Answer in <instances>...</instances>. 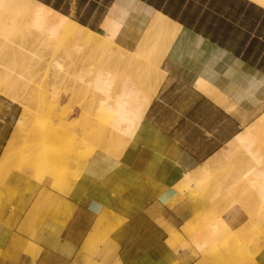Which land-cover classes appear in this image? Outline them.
Segmentation results:
<instances>
[{
  "label": "crops",
  "instance_id": "0c3cea01",
  "mask_svg": "<svg viewBox=\"0 0 264 264\" xmlns=\"http://www.w3.org/2000/svg\"><path fill=\"white\" fill-rule=\"evenodd\" d=\"M40 1L100 32L115 18L116 0ZM132 5L162 11L180 24L161 62L163 79L123 152L114 157L95 150L67 192L16 170L7 173L0 184V264H83L80 247L100 208L118 221L108 239L116 253L110 257L119 264L200 262L192 235L203 224L196 216L214 213L216 201L206 194L223 191L237 174L238 163L223 150L264 110V6L249 0ZM127 16L118 20L116 32L134 42L139 31ZM18 109L0 95V153ZM237 197L249 200L250 193L231 199ZM237 204L222 213L231 230L247 226ZM166 226L177 230L183 244L178 237L169 243ZM261 238L256 264H264V230ZM88 254L94 257L92 248Z\"/></svg>",
  "mask_w": 264,
  "mask_h": 264
},
{
  "label": "bare ground",
  "instance_id": "6f19581e",
  "mask_svg": "<svg viewBox=\"0 0 264 264\" xmlns=\"http://www.w3.org/2000/svg\"><path fill=\"white\" fill-rule=\"evenodd\" d=\"M249 1L264 6V0ZM132 3L133 0H116L111 10L115 20L108 19L104 31L100 32L40 0H0V92L21 105L0 153V183L9 171L16 170L37 182L48 181L49 186L64 193L96 149L114 157L123 152L163 79L161 62L180 30V24L162 11L133 6ZM126 16L139 31L134 42L123 41L116 32L118 20ZM19 26L17 33L15 29ZM61 39L69 42L73 49L72 55L58 57L55 66L47 72L46 65L53 60ZM95 50L99 55L94 56ZM107 58L115 63V74L122 82L118 93L103 90L114 79L113 75L107 77L103 69V61ZM89 79L101 81L99 94L95 96V119L112 121L111 135L103 145L92 138L90 97L87 94L81 99ZM40 80L47 86L45 89H37L36 81ZM56 83L71 87L68 91L55 90ZM205 92L209 91L205 89ZM66 93L75 100L72 104L62 106L61 100ZM208 94L218 103L225 102V96L216 91ZM34 97L38 101L49 100L53 105L50 113H44V109H33L31 99ZM109 97L108 109L104 106ZM75 109L78 112L72 116ZM46 134L51 135V139L42 140V135ZM72 148L80 150L68 153L65 157L64 151L69 152ZM222 154L231 163L234 160L238 163L236 178L223 191L212 188L210 194L228 192L234 185L241 183L240 191L250 193V198L242 199L245 203L238 197L233 198L229 208L235 203H247L248 208L244 207L253 209L250 212L253 219L264 223V110L227 144ZM60 169L71 182L64 188L57 182ZM172 189L181 191V188ZM211 195L207 197L209 201H212ZM107 219V213L100 208L97 221L78 252L83 264H95L87 255L90 248L94 253L112 248L108 235L118 221ZM196 220H201L203 230L192 235L194 251L208 258L213 257L212 248L218 242L238 235L241 228L229 229L225 218L217 210L208 215L199 214ZM165 228L170 243L172 237H178V233L170 226ZM260 247L258 243L247 246V253L253 260L246 264H256L254 256ZM233 254V249L226 248L217 256L221 260H228ZM111 258V264H119L118 260Z\"/></svg>",
  "mask_w": 264,
  "mask_h": 264
},
{
  "label": "rangeland",
  "instance_id": "374dc122",
  "mask_svg": "<svg viewBox=\"0 0 264 264\" xmlns=\"http://www.w3.org/2000/svg\"><path fill=\"white\" fill-rule=\"evenodd\" d=\"M19 26L18 28L15 29V31H17V33H19L20 30ZM73 49L72 47L69 45V42L66 39H61L59 40V43L57 44V51L56 54L52 57V61H50L49 63H47L46 68H47V72H50L51 68H53L56 64V59L58 57H68L69 55H72ZM94 56L95 55H99V52L97 50L93 51ZM104 63L102 64L104 71L107 72V77L110 75L114 77V79L111 81V83L106 85V88H104L103 90H109L108 93H118V91L121 89L122 87V82L119 81L118 77L115 74V63L113 64L112 61L107 58V60L105 59L103 61ZM16 70V65L14 64L13 67ZM92 73L94 74V70H92ZM101 84V81H94L93 79H89V83L86 85L87 90L85 92H83L81 99H84L85 96L88 94V98L90 97V105H89V115L90 117H92V124H91V133H92V138L93 141L101 145H103L105 143L106 138H108L111 135V123L112 121L110 119H106V120H100V119H95L96 115H97V111H96V107H97V103L95 102V96L97 94H99V89L98 86ZM36 86L37 89H45V84L43 81H36ZM40 87V88H39ZM71 85H64L63 83H56L55 84V90H66L68 91V88H70ZM30 88V87H29ZM26 87V89H29ZM0 95H2L3 97H5L6 99H9L6 95L2 94L0 92ZM37 97V96H36ZM75 100V98H72L69 94H65L61 100V105L62 106H67L69 104H72L73 101ZM106 103V108L109 109V104H110V97L106 98L105 100ZM19 105V109L18 111L20 112L21 110V105ZM31 107L33 109H44V113H50L51 109L53 108L52 103L49 100H44V101H38L35 97L31 99ZM114 107V106H112ZM78 110L75 109L72 113V116H75L77 114ZM19 114V113H18ZM42 140H49L51 139V135H42L41 137ZM80 149L74 150V148L70 149V151L68 152V150L64 151L65 157L68 155V153H71L73 151H78ZM97 150V149H96ZM74 152V153H75ZM62 161V160H61ZM64 169V167L62 168ZM60 169V177H58L57 182L59 185H61L62 188H64L65 186L68 185L69 180L66 179L65 177V172ZM1 184V183H0ZM72 184V183H71ZM240 185L241 183H238L236 185H234L227 193H217L215 195H211L210 192H208L206 194V197H210L209 195H211L212 201H216L215 202V210H217L221 215L222 213L227 210L229 208V203L231 202V197H235V193L237 192H241L240 191ZM71 186V185H70ZM53 188V187H52ZM211 191V190H210ZM245 192V190L243 191ZM245 200V199H244ZM211 201V202H212ZM243 201V200H241ZM245 203V201H243ZM239 208H241L246 214H247V221L246 224L247 226L241 227L240 228V232L238 233V235L236 236H232L231 238H228L227 240H221L220 242H218L213 248H212V252L211 254L213 255V257L208 258L201 255V260L199 263L197 264H246L249 263L250 260H253L250 258V256L248 255L247 251V246L248 245H253V244H263V239L261 238V234L262 231L264 230V223L260 222L257 219H253L254 216L253 214H250V212L252 213L253 209L248 208L247 203L246 205H239L237 204ZM242 206V207H241ZM246 208H245V207ZM251 207V206H249ZM252 210V211H251ZM250 216H249V215ZM199 214H197L198 216ZM196 216V217H197ZM252 218V219H251ZM252 220V221H250ZM250 221V222H249ZM178 242L179 244L181 242H183V238L178 234ZM233 249L234 254L231 256V258H229L228 260H221L217 255L219 253H222L223 250L225 249ZM112 252V248H105V251L101 252V253H94V257H92L91 255H88V257L91 258L92 262L95 264H111L112 263V258L111 253ZM95 258H98V261L95 260Z\"/></svg>",
  "mask_w": 264,
  "mask_h": 264
},
{
  "label": "trees",
  "instance_id": "16d2710c",
  "mask_svg": "<svg viewBox=\"0 0 264 264\" xmlns=\"http://www.w3.org/2000/svg\"><path fill=\"white\" fill-rule=\"evenodd\" d=\"M50 6H52L53 8H55L56 10H57V6L55 5V4H51ZM80 22H82L81 20H79ZM91 28H93L92 26H90ZM97 31H99V30H97Z\"/></svg>",
  "mask_w": 264,
  "mask_h": 264
}]
</instances>
